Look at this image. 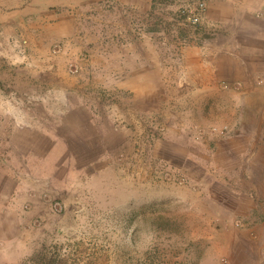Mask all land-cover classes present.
Wrapping results in <instances>:
<instances>
[{
  "label": "rangeland",
  "instance_id": "rangeland-1",
  "mask_svg": "<svg viewBox=\"0 0 264 264\" xmlns=\"http://www.w3.org/2000/svg\"><path fill=\"white\" fill-rule=\"evenodd\" d=\"M212 1L151 0L147 14L126 10L117 14L115 26L105 28L124 36L90 40L80 57L63 58V43L53 48L57 57L33 58L27 42L17 39L0 49V183L4 180L6 193L18 194L25 168L39 173L48 154L61 199L67 195L65 181L78 176V169L85 166L97 178L86 184L97 214L79 229L55 233L53 249L39 254V264H230L228 245L238 242L264 261V74H253L249 88L241 81L217 84L244 94L202 136L195 129L179 135L172 104L171 82L183 71L185 51L199 48L204 55L222 40L225 27L207 17ZM201 2L207 9L193 24L188 15L198 14ZM101 44L105 50L97 54ZM142 44L148 59H155L151 79L159 54L170 81L159 111L156 104L135 111L140 105L134 93L116 85L133 75L136 64L128 53ZM251 47L246 43L245 49ZM81 98L90 101L92 120ZM223 127L226 136L211 133ZM97 128L105 132L110 151ZM72 184L83 190L76 180ZM54 194L43 197L61 215L65 201ZM257 223L263 228L255 230ZM253 256L241 261L256 263Z\"/></svg>",
  "mask_w": 264,
  "mask_h": 264
},
{
  "label": "crops",
  "instance_id": "crops-1",
  "mask_svg": "<svg viewBox=\"0 0 264 264\" xmlns=\"http://www.w3.org/2000/svg\"><path fill=\"white\" fill-rule=\"evenodd\" d=\"M150 1L0 0V49L5 51L8 42L17 39L27 42V50L33 58L57 57L53 53L55 51L53 48L63 43L65 47L63 49L65 52L61 55L63 58L69 55L72 56L70 58H73V55L80 57L87 52L86 42L90 40L100 42L116 40L124 36L123 32L112 33L113 30L107 32L105 28L115 26L118 22L117 14L121 15L126 10L136 15L147 14ZM258 10L260 14L264 12V0L262 2L213 0L209 3L207 17L213 23L222 24L225 28L220 33L222 40H217L215 46L210 47L206 54L203 55L199 48L186 50L183 65L180 66L183 71L171 82L174 85L172 104L178 114L177 121L181 124L180 136L186 129L187 132L195 129L193 133H198V136L204 135L207 128L215 121L222 122L228 116L232 105L241 101V94L244 93L222 91L217 84L241 81L244 87L249 88L252 86L253 74H264V15L259 16ZM246 43L252 47L245 49ZM8 49L14 51L10 47ZM102 50H105L103 45H97L96 53L102 54ZM12 53L16 60L15 52ZM147 53L144 44L141 48H132L128 56L132 65L134 62L136 64L130 68V73L133 75L128 76L125 82L116 84L134 93L140 105L135 109L137 112L148 110L149 105L155 104L159 111L160 103L167 94V83L170 84L165 76L166 67L162 66L163 60L159 54H156L158 55L157 71L154 75L152 73L151 79L149 72L152 70L149 69L154 68L155 59H148ZM149 61L153 64L150 65ZM89 102L86 98L83 100L81 98L79 103L83 106V110L89 113L87 121L95 118L87 107ZM133 107L131 106L130 112ZM163 116L166 117L165 122H170V116L165 114ZM82 119L84 121V117ZM99 130L101 129L97 128L96 133ZM99 133L106 149L105 132L101 130ZM80 134L82 137L88 136L87 132ZM125 135L128 136L129 131L125 132ZM208 141H204L205 146H208ZM44 158L46 161H43V166L38 168L39 173L35 174L32 166H29L28 170L25 168V173L20 178L24 181L15 188L18 194L13 195V190L6 193L3 187L4 180L0 183L2 186L0 188V264H39L38 257L43 253L47 255L53 249L55 233H67L79 229L86 218L97 214L96 200L88 198L91 190L86 189L89 181L97 180L96 174L92 175L91 171L84 169L85 166L78 169L80 171H77L78 176H70L68 181H65L67 195L62 196L61 199L58 197L60 193L54 186L57 174L47 163L52 159V155H45ZM73 172L75 173V170ZM68 173H70L69 169L67 175ZM75 180L84 185L83 190L80 187L75 188L72 184ZM47 194L49 196L54 194V198L65 201L66 211L63 214L53 212L50 202L43 197ZM37 221L40 222V226L36 225ZM257 228H263V225L257 223L254 229ZM228 248L229 253H232L230 264H263L264 262L241 242L235 245L231 243ZM250 255H254L256 263H251V259L248 262L244 259L241 261L242 256L245 258Z\"/></svg>",
  "mask_w": 264,
  "mask_h": 264
},
{
  "label": "built area",
  "instance_id": "built-area-1",
  "mask_svg": "<svg viewBox=\"0 0 264 264\" xmlns=\"http://www.w3.org/2000/svg\"><path fill=\"white\" fill-rule=\"evenodd\" d=\"M198 10H199V13L198 14H195L194 16L193 15H188V19L189 21H191L193 24H197L200 22L201 18H202V14L206 11L207 9V3L206 2H201L200 4H198ZM226 88H229L230 85L227 84L225 86ZM228 129L227 127H223L221 129H218V128H213L211 133L214 134L215 136L217 137H224L226 136L228 133ZM57 203L54 204V207L56 208L57 207Z\"/></svg>",
  "mask_w": 264,
  "mask_h": 264
}]
</instances>
